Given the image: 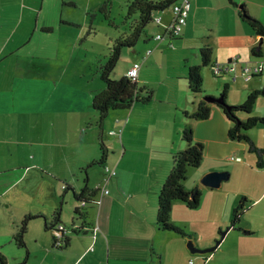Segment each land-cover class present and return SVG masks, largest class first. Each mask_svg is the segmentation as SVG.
Wrapping results in <instances>:
<instances>
[{
  "label": "crops",
  "instance_id": "0c3cea01",
  "mask_svg": "<svg viewBox=\"0 0 264 264\" xmlns=\"http://www.w3.org/2000/svg\"><path fill=\"white\" fill-rule=\"evenodd\" d=\"M51 1L0 0V254L7 263L264 264V167L256 165L257 156L247 142L229 137L232 122L220 105L212 103L207 119L184 113L195 110L202 95H221L225 85L226 101L232 105L264 87V74L250 80L239 73L235 79L229 74L217 78L211 66L203 64L201 53L210 45L213 62L236 60L238 71L244 62L264 59V36L244 16L248 13L264 23V0H190L187 23L176 37L166 33L175 17L172 7L158 13L161 21L149 25L146 35L135 46L123 48L120 57L125 56L129 68L142 63L138 83L150 89L153 98L110 112L111 123L108 118L101 123L92 104L95 93L104 88L102 80L100 86L92 84L93 77L82 80L86 93L74 91V82L65 81V102L58 95L60 106L54 108L50 96L37 95L36 83L49 88L52 97L56 88L22 69L19 50L30 26L36 30L40 24L47 35L55 32L49 14L56 6ZM160 32L166 34L158 39ZM191 66L201 67L202 93L190 90ZM79 77H86L83 71ZM251 114L264 116V94ZM187 123L205 149L201 164L189 169L186 181L189 189L201 191L199 206L189 208L180 200L173 204V222L190 234L183 235L159 228L157 214L173 154L187 145ZM249 133L264 146L263 124ZM107 166L114 175L108 174ZM90 167L104 171L94 185ZM212 171L229 175L219 187L206 186L201 179ZM97 184L109 192L100 190L97 203L86 208L88 220L77 219L75 192ZM241 202L245 210L232 226L233 210ZM57 221L76 230L71 234L69 229V243L63 248L53 245ZM23 227L19 244L16 237ZM219 239V246L209 253L197 254L188 246L192 241L207 248Z\"/></svg>",
  "mask_w": 264,
  "mask_h": 264
},
{
  "label": "trees",
  "instance_id": "16d2710c",
  "mask_svg": "<svg viewBox=\"0 0 264 264\" xmlns=\"http://www.w3.org/2000/svg\"><path fill=\"white\" fill-rule=\"evenodd\" d=\"M179 0H128L127 1V15L126 31L116 39L110 46V52L105 64L100 67L101 79L104 83V88L97 91L93 98V107L99 113L101 123L105 120L110 112L129 110L136 103H147L152 100L153 92L145 86L138 83V79H133L127 74L119 78L111 77L118 61L120 60L123 48L133 47L140 39L146 35V28L151 25L157 14L168 7H172L175 2ZM236 4L235 0H229ZM246 20L251 24L255 31L264 36V23L262 20L245 15ZM203 64L212 66L215 62L212 60V47L206 45L201 50ZM221 77L220 75H215ZM190 90L197 94L203 92V74L201 67L191 66L188 73ZM228 85L224 86L221 96L224 103H217L220 105L227 116L230 118L232 124L229 129V137L231 139L245 141L249 145V150L257 156L256 165L264 167V146L258 145L250 136L249 131L258 124L264 125V116L252 115L254 106L256 105L260 95L264 94V87L261 89L252 90L247 99L237 105L227 107L226 90ZM198 102V106L193 111H185L187 117L202 120L207 119L211 114V107L213 102H209L206 97ZM251 114V115H250ZM183 138L187 145L183 149H179L173 154V167L168 174L165 183L160 192L159 207L157 214V224L163 230H173L183 235H190L189 232L181 226L175 224L171 218L173 204L175 201H183L187 207L196 208L201 202V191L197 190L195 195L192 193L195 189H189L186 186L188 173L190 168L197 167L201 164L204 156L205 145L201 141L194 140V127L191 123H187L183 129ZM100 189L85 185L79 193L75 192V198L78 200V206L74 210L76 218L82 217L84 220L89 219V214L86 208L97 203L96 197ZM245 207L243 202L233 210L232 226L240 221ZM59 220V219H57ZM58 223L55 222L52 229ZM26 224V220L24 221ZM71 226V225H70ZM92 227V226H91ZM25 228L19 232L16 237L19 244H23ZM76 233V230H71V234ZM69 243L68 235L63 236V247ZM61 247V248H63ZM0 263L8 264L4 255L0 254Z\"/></svg>",
  "mask_w": 264,
  "mask_h": 264
},
{
  "label": "rangeland",
  "instance_id": "374dc122",
  "mask_svg": "<svg viewBox=\"0 0 264 264\" xmlns=\"http://www.w3.org/2000/svg\"><path fill=\"white\" fill-rule=\"evenodd\" d=\"M65 1H51L56 6L55 11L52 10L49 14L55 32L47 35L43 33L40 24L36 30H31L33 26H30V33L28 31L27 37L21 41L22 46L19 50L23 55L21 62L23 71L32 70L28 72L39 75L38 79L45 80L56 88L52 97L47 94L50 91L49 88L40 86L41 83H36V87L39 85L37 95L39 97L50 96L49 102L54 108L60 106L57 101L58 95L61 94L59 100L65 102V81L67 80L74 82L73 85L76 88L73 89L74 91L80 89L82 93H86L87 89L86 86L81 89L82 80L93 77L94 83L92 84L100 86L102 80L100 67L107 61L112 43L126 31L127 25H129L126 22L128 0H79L78 5H71ZM128 68V62L123 56L118 61L111 77H121L122 74L117 73H124ZM207 68L212 73L209 67ZM45 70L50 72L44 74ZM65 71H68L70 75H65ZM82 71L85 78L79 77ZM22 85L26 84L22 83ZM43 89H46L45 92ZM68 95H73V92ZM211 95L218 96V94ZM76 116L77 110L71 115L70 128L75 123ZM109 116L110 114L106 118L111 123ZM88 172L92 179V185L104 176L101 167H90ZM68 229H72V227L68 226Z\"/></svg>",
  "mask_w": 264,
  "mask_h": 264
},
{
  "label": "built area",
  "instance_id": "2783aa9c",
  "mask_svg": "<svg viewBox=\"0 0 264 264\" xmlns=\"http://www.w3.org/2000/svg\"><path fill=\"white\" fill-rule=\"evenodd\" d=\"M191 7L192 4L190 0H179L173 4L172 9L175 17L170 28L166 30V33L168 35H170L171 37H176L181 34L183 27L187 23V19L190 15ZM155 21L159 23L161 21V16L158 15L155 18ZM165 34H162L160 32L157 34V38L161 39L165 36ZM151 52L152 49L149 48L147 50V54L149 55ZM141 65L142 63L140 61L134 62L132 66L127 70L126 74L132 77L133 79H138ZM211 69L215 75L229 74L230 76H232L233 79H235L239 73L245 80H250L254 76L264 74V59H257L252 62H244L239 71L236 60H230L225 64L214 63L211 66ZM112 132L115 133L116 131L114 130ZM107 172L110 176L115 174V170H111L108 166H107ZM101 186H102L101 184H97L96 188H99L104 193L109 192L104 187L101 188ZM68 231L69 229H67L66 226L61 222H58L55 225V227L53 228L54 247L56 248L63 247V236L64 234L68 235ZM91 249H93V247H91ZM190 262L192 263L193 260H191Z\"/></svg>",
  "mask_w": 264,
  "mask_h": 264
},
{
  "label": "water",
  "instance_id": "95a60500",
  "mask_svg": "<svg viewBox=\"0 0 264 264\" xmlns=\"http://www.w3.org/2000/svg\"><path fill=\"white\" fill-rule=\"evenodd\" d=\"M206 99L209 102H213V103H224V100L222 98V96H213V95H208L206 97ZM231 104H227V107H230ZM229 173L227 171H212V172H208L207 174H205L202 179L201 182L206 185V186H210V187H219L221 182L224 179H227ZM198 189H195V191L192 193V196L195 195L196 191ZM73 228V226H71ZM220 243V239L216 241V244H214L213 246L207 247V248H199L197 246H195V244L192 241H189L188 246L190 247L192 252H198V253H209V252H213Z\"/></svg>",
  "mask_w": 264,
  "mask_h": 264
},
{
  "label": "bare ground",
  "instance_id": "6f19581e",
  "mask_svg": "<svg viewBox=\"0 0 264 264\" xmlns=\"http://www.w3.org/2000/svg\"><path fill=\"white\" fill-rule=\"evenodd\" d=\"M107 179H108V177H107Z\"/></svg>",
  "mask_w": 264,
  "mask_h": 264
}]
</instances>
